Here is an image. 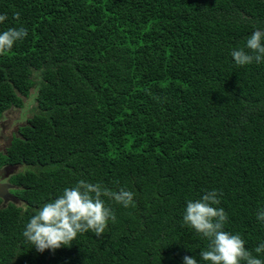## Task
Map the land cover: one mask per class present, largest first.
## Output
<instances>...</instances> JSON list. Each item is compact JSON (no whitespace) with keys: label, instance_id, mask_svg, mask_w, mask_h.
<instances>
[{"label":"trees","instance_id":"1","mask_svg":"<svg viewBox=\"0 0 264 264\" xmlns=\"http://www.w3.org/2000/svg\"><path fill=\"white\" fill-rule=\"evenodd\" d=\"M0 14V32L28 31L0 55V115L37 86L5 156L23 169L18 204L0 209V264H204L183 215L213 189L225 230L264 242V63L231 56L264 30V0H0ZM80 180L134 206L105 198L102 236L38 251L23 236L34 210Z\"/></svg>","mask_w":264,"mask_h":264},{"label":"clouds","instance_id":"2","mask_svg":"<svg viewBox=\"0 0 264 264\" xmlns=\"http://www.w3.org/2000/svg\"><path fill=\"white\" fill-rule=\"evenodd\" d=\"M19 17L18 12L14 14L15 19L19 20ZM6 20L7 15L0 14V23ZM27 35L28 31L23 27H10L0 32V55L11 51L16 42ZM231 56L238 66L264 63V30L255 29L243 47L232 50ZM221 195L213 189L186 203L183 223L208 241L206 249L199 252L201 261L204 264H264V259L259 258L264 255V242L249 250L239 233L225 230L228 214L222 207H217ZM105 198L124 208L134 206L132 191L125 188L113 191L103 183L80 180L74 187L65 188L60 196L34 210L23 236L40 252L70 246L79 234L91 232L100 237L109 220H116ZM256 219L264 223V208L257 212ZM183 264H198V261L185 255Z\"/></svg>","mask_w":264,"mask_h":264},{"label":"flooded vegetation","instance_id":"3","mask_svg":"<svg viewBox=\"0 0 264 264\" xmlns=\"http://www.w3.org/2000/svg\"><path fill=\"white\" fill-rule=\"evenodd\" d=\"M12 108L21 110V108L11 107L2 112V114L0 115V120L8 115V112ZM29 118L30 117H28L23 124L18 126L16 125L11 129H9L8 124H2L0 126V194L4 195L7 198V202H4L2 199H0V209H6L9 204H13L8 201L9 197L17 200V203H15V205H17L19 202L16 196V190H18V188L12 183V177L20 173L23 168L20 165L17 166L10 164L5 160V156L7 155V149H9V147L11 146L13 139L19 137L20 129H22L26 125ZM10 167L15 169H11Z\"/></svg>","mask_w":264,"mask_h":264},{"label":"rangeland","instance_id":"4","mask_svg":"<svg viewBox=\"0 0 264 264\" xmlns=\"http://www.w3.org/2000/svg\"><path fill=\"white\" fill-rule=\"evenodd\" d=\"M37 86L34 87L36 89ZM29 97V96H28ZM35 106V103L33 102V97L31 94V97L24 100V106L21 110H16L12 108L3 119L0 120V126L2 124H8L9 129L14 128L16 125H21L24 123V121L31 116L32 109Z\"/></svg>","mask_w":264,"mask_h":264},{"label":"bare ground","instance_id":"5","mask_svg":"<svg viewBox=\"0 0 264 264\" xmlns=\"http://www.w3.org/2000/svg\"><path fill=\"white\" fill-rule=\"evenodd\" d=\"M31 94H32V97H33V102H34V99H35V94H36V89H33L31 92H30V94H29V97H31ZM28 97V98H29ZM23 106H24V103H23ZM23 106L21 107V109L23 108ZM17 166H19V165H17ZM11 169H15V168H12V167H10ZM10 201V200H9ZM11 203H13L12 201H10ZM16 203V202H15ZM15 203H13V204H15Z\"/></svg>","mask_w":264,"mask_h":264},{"label":"water","instance_id":"6","mask_svg":"<svg viewBox=\"0 0 264 264\" xmlns=\"http://www.w3.org/2000/svg\"><path fill=\"white\" fill-rule=\"evenodd\" d=\"M0 199H2L4 202H7V198L4 195H2V194H0ZM9 200L12 201L13 203H15V202L17 203V200L13 199L12 197H9Z\"/></svg>","mask_w":264,"mask_h":264}]
</instances>
